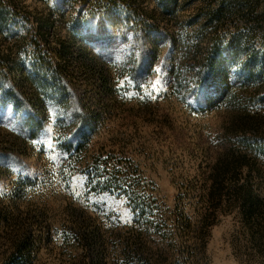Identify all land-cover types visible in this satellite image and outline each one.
I'll list each match as a JSON object with an SVG mask.
<instances>
[{
  "label": "rangeland",
  "instance_id": "rangeland-1",
  "mask_svg": "<svg viewBox=\"0 0 264 264\" xmlns=\"http://www.w3.org/2000/svg\"><path fill=\"white\" fill-rule=\"evenodd\" d=\"M165 1L0 0V264H264V0Z\"/></svg>",
  "mask_w": 264,
  "mask_h": 264
},
{
  "label": "trees",
  "instance_id": "trees-1",
  "mask_svg": "<svg viewBox=\"0 0 264 264\" xmlns=\"http://www.w3.org/2000/svg\"><path fill=\"white\" fill-rule=\"evenodd\" d=\"M176 0H166V5H170V4H174ZM97 2V0H96ZM51 63H47L46 65L48 67H50V71H53L55 72L56 70H53L52 69V66L50 65ZM56 73V72H55ZM61 88L62 89H65L64 87V84H60ZM32 119V118H30ZM84 122V121H82ZM89 125H91V123H88ZM85 131L86 129H81V132H83L85 134ZM112 183V182H111ZM255 202L253 201L252 202V207L255 206ZM82 229H84L85 231V235H84V240L89 244V245H93L94 242H97L99 241V238H100V234H99V231H100V227L97 226L93 229H90L88 226L85 225L84 221L83 223H81V226H80ZM87 230V231H86ZM90 264H104V261H103V257H101V255L99 253H97V256L95 255L94 257H91V263Z\"/></svg>",
  "mask_w": 264,
  "mask_h": 264
}]
</instances>
